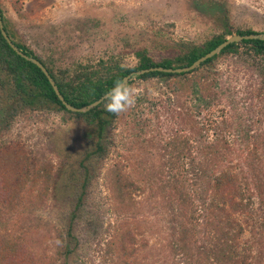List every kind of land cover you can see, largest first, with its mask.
Listing matches in <instances>:
<instances>
[{"label": "rangeland", "instance_id": "rangeland-1", "mask_svg": "<svg viewBox=\"0 0 264 264\" xmlns=\"http://www.w3.org/2000/svg\"><path fill=\"white\" fill-rule=\"evenodd\" d=\"M0 8L15 41L48 61L51 58L54 65L61 68L76 62L97 63L101 58L108 60L112 56L134 67L138 62L136 52L141 48H149V54L160 61L176 50L166 53L157 49L153 41L159 40L160 44H169L176 49L183 43L200 45L219 31H216L217 25L228 10L231 15L227 21L234 32L239 28L264 32V0H0ZM232 60L231 56L222 59L190 78L199 79L208 71L210 80L223 74L219 81L221 87L232 88V93L225 90L226 97L214 107V119L222 120L221 110L232 115L231 99L237 102L244 120L255 117L244 108L257 96L253 103L260 110L258 118L264 120V78ZM171 82L133 80L129 88L134 103L132 110L109 127L105 140L107 152L96 164L94 161L96 168L86 188L84 211L73 225L67 221L66 214L53 207L52 191L44 196L46 181L40 180L36 185L28 182L12 202L7 201L6 190H0V246L11 243L7 246L8 251H0V264H30L29 257L38 259L36 264H49L47 258L57 249L60 235L64 243L72 246L76 243L72 236L78 240L74 264H151L154 257H173L168 243L172 242L173 220L177 215H173L172 197L164 183L178 180L176 188L189 198L187 205L190 203V208L194 204L199 208L203 197L208 204L224 206L222 200L216 198L220 189L213 180L208 183L201 177V183L195 184L190 180V159L199 147H209L203 150L201 161L214 178L229 173L236 188L239 185L245 188L246 182L255 183L257 179L251 173L248 154L239 143H234L240 137L234 129L228 131L220 126L216 129L223 130L221 134L223 132L232 143L228 151L222 149L216 139H201L202 123H207L212 110L195 117L191 127L183 123L177 126L179 142H183L178 146V141L173 138L177 127L171 116L158 108V120L156 110H150L151 102L168 98ZM9 95L0 87V122L10 117L12 108L19 105L17 99ZM147 98L149 103H138L139 99L145 102ZM26 114L28 118L20 117L11 134L0 139V143L19 145L29 157L36 153L47 157L52 149L51 135L67 129L69 123L65 122L62 113L27 109ZM194 128L200 133L188 145ZM258 130L255 127L250 134H256ZM210 136H214L212 132ZM68 138L76 144L91 140L83 123L69 129ZM39 162L45 161L35 159L33 164L39 167ZM256 162H261L258 169L263 171L264 159ZM53 163L59 164L56 159ZM119 167L138 187L133 188L134 191L130 189L133 205L130 203L127 207L117 202L113 173L109 172ZM178 174L184 175L185 180L181 182ZM132 237L136 242L131 240ZM250 237V230H247L239 246ZM116 238L127 242L125 252L118 253L121 242ZM160 264L175 263L174 259L168 258Z\"/></svg>", "mask_w": 264, "mask_h": 264}, {"label": "trees", "instance_id": "trees-1", "mask_svg": "<svg viewBox=\"0 0 264 264\" xmlns=\"http://www.w3.org/2000/svg\"><path fill=\"white\" fill-rule=\"evenodd\" d=\"M230 15L231 10H228L227 14L222 16V22L217 25L216 31H219L201 42L200 45L183 43L176 49L169 44H160L159 40L153 41L157 49L166 53L176 50L175 53L160 61L149 54V48H141L136 52L138 62L134 67L125 65L120 58L112 56L108 60L101 58L97 63L92 61L76 62L72 66L61 68L55 66L51 58L48 61L36 55L30 48L15 41L8 30L2 11L4 27L10 39L22 52L37 59L46 67L66 102L77 109L87 107L100 100L119 87L125 77L135 72L154 68H187L218 48L234 34L243 36L264 34V32L258 33L251 28H239L234 32L227 21ZM230 56L233 57L232 61L235 64H241L250 72L253 70L259 77L264 78V41L261 40L231 44L220 54L190 73L173 74L155 71L138 77V80L141 81L153 79L172 81L168 85L170 89L168 98L151 102L150 110H156L158 120L160 119L159 108L163 113L171 116L170 119L174 126L179 127L183 123L191 127L194 125L195 117L202 115L203 111L212 110L207 123L203 122L201 129L203 135L207 134L208 136L202 135L201 139H216L222 144V149L228 151V147L232 143L223 136V130H221L223 131L221 134V131L216 129L218 126L223 129L227 128L228 131L234 129L240 136L234 143H239L248 154L249 162L252 165H250L251 173L257 179L255 183L246 182L245 188L240 185L236 188L234 178L229 173H223L221 177L214 178L205 167V163L201 161L204 158L203 150H208L209 147H199L196 152L194 151L189 164L190 180H193L194 184L201 183V177L208 183H212L213 180L220 189V194L216 198L221 199L224 206L208 204L203 197L201 202L198 201L199 208L195 204L192 205L193 208H190L188 207L190 203L187 205L189 198L184 197L177 189L178 187L176 188L178 180L163 182L172 197L173 215H177L173 220L172 242L168 243L173 257L163 255L154 257L151 264H160V261L166 262L168 258L174 259L175 264H264V170L260 172L258 167H261V162H256L264 159V120L258 118L259 108L253 103L257 96H254L248 107L244 108L247 110L246 113L255 117L244 120L241 116L243 114L239 112L240 108L237 106V102L231 99L232 115L221 110L222 120L218 121L214 119V107L222 102L223 97H226V91L232 89L226 90L221 87L222 84L219 81L223 74H218L217 79L210 80V72L206 71L208 74L201 75L199 79L190 78L191 75L205 72L203 69L206 70L213 63ZM0 84V87L10 93L13 99H17L16 103H19L18 106L12 108L11 116L0 122V139L3 140L11 134L20 117H27V109L44 110L50 114L53 112L62 113L65 122L69 123L67 129H60L51 135L50 157L39 153L31 154L29 157L27 151H22L24 149L19 145L14 147L13 144L9 145L5 141L0 143V190L4 191L5 189L9 196L7 201L12 202L17 199L16 193H20V189L28 182H34L36 185V182L40 180L46 181L44 196L52 191L55 197L53 207L56 208V211L66 214L67 221L73 225L72 223L84 211L86 188L96 168L94 161L96 164L97 160L107 152L105 140L108 137L109 127L132 110L134 103L129 88L133 81L96 109L87 113L72 112L59 99L44 72L34 63L19 56L8 44L0 30ZM149 102V98L145 102L141 99L138 100L139 104ZM109 104L113 109L122 110L119 112L109 111L107 110ZM189 104L193 105L189 106ZM77 123H83V127L91 136V140L84 144L69 141V129L75 128ZM178 127L173 131V138L178 141V146H182L183 142H179ZM255 127L259 128L258 132L250 134ZM211 132L214 136H210ZM191 133L188 145L193 137L200 132L196 133L194 128ZM136 136L139 137V135ZM214 146L215 144L212 147ZM35 159L45 162H39L40 166L38 167L33 164ZM54 159L59 164L54 165ZM32 165V170H28ZM114 168L109 172L113 173L112 184L117 202L123 207L133 205L130 189L135 188L136 190L138 187L133 184L131 179L124 176L120 167ZM178 175L181 182L185 180L184 175ZM136 184L141 187L139 185L141 183L136 181ZM208 187L211 188L212 184ZM224 193L227 195L225 196ZM247 230H250L251 237L239 246V242ZM68 232H71L70 229ZM59 237L61 241H59L57 249L52 257L47 258L49 264H58L59 261H63V264L76 263L74 255L77 251L78 240L72 236L74 242L76 241L72 246L71 243H64L63 236ZM131 240L136 242L133 237ZM119 242L121 243H119L118 253L125 252L124 247H127V242ZM7 246H11V243H8ZM7 246H0V251H8ZM159 254L161 253L159 252ZM37 260L29 257L30 264H36Z\"/></svg>", "mask_w": 264, "mask_h": 264}, {"label": "water", "instance_id": "water-1", "mask_svg": "<svg viewBox=\"0 0 264 264\" xmlns=\"http://www.w3.org/2000/svg\"><path fill=\"white\" fill-rule=\"evenodd\" d=\"M0 30L2 32V35L4 36V38L6 39V41L8 42V44L11 46V48L22 58L26 59L27 61H30L32 63H34L35 65H37L46 75V77L48 78L49 82L51 83L52 87L54 88L56 94L58 95L59 99L62 101V103L66 106V108L72 112H76V113H87L90 112L94 109H96L99 105H101L103 102H105L106 100H108L109 98H111L112 96H114L116 93L120 92L121 90L125 89L129 83L133 80L138 79V77L150 73V72H155V71H159V72H166V73H177V74H183V73H190L192 71H195L196 69L200 68L202 66L203 63H205L206 61H208L209 59L214 58L215 56H217L218 54H220L225 48H227L229 45L231 44H239L243 41H249V40H261L264 41V34H255V35H233L231 37H229L223 44H221L218 48H216L215 50H213L212 52H210L209 54L203 56L202 58H200L197 62H195L192 66L187 67V68H183V69H163V68H154V69H148V70H142L139 72H135L127 77L124 78L123 82L120 84L119 87H117L115 90V94H113L114 90L108 94H106L105 96H103L100 100L96 101L95 103L81 108V109H77L72 107L71 105H69L64 96L61 94L58 86L56 85L55 81L53 80V78L51 77L50 73L48 72V70L46 69V67L39 62L37 59L26 55L24 52H22L17 46L16 44H14V42L10 39V37L8 36L5 27H4V22H3V16H2V10L0 8Z\"/></svg>", "mask_w": 264, "mask_h": 264}, {"label": "clouds", "instance_id": "clouds-1", "mask_svg": "<svg viewBox=\"0 0 264 264\" xmlns=\"http://www.w3.org/2000/svg\"><path fill=\"white\" fill-rule=\"evenodd\" d=\"M115 89H114V92H113V94H115ZM130 95V94H129ZM107 110H109V111H113V112H119L120 110H122V109H113L112 107H111V105L109 104L108 106H107Z\"/></svg>", "mask_w": 264, "mask_h": 264}]
</instances>
